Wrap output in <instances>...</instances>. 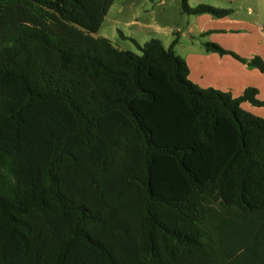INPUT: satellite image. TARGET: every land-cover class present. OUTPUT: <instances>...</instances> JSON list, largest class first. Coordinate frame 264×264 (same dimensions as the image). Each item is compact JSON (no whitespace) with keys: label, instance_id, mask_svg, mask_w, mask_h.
<instances>
[{"label":"trees","instance_id":"trees-1","mask_svg":"<svg viewBox=\"0 0 264 264\" xmlns=\"http://www.w3.org/2000/svg\"><path fill=\"white\" fill-rule=\"evenodd\" d=\"M114 1L0 0V264H264L257 90L197 87L176 39L93 36Z\"/></svg>","mask_w":264,"mask_h":264},{"label":"rangeland","instance_id":"rangeland-1","mask_svg":"<svg viewBox=\"0 0 264 264\" xmlns=\"http://www.w3.org/2000/svg\"><path fill=\"white\" fill-rule=\"evenodd\" d=\"M185 3L189 8L208 5L228 10V15L217 19L244 23L252 42L263 37L264 0H185ZM192 19L193 16L183 13V0H115L93 36L104 37L114 46L136 54L140 53L133 41L142 45L154 39L168 48L176 39L174 52L182 57L205 42L196 33H188ZM132 21L137 23L130 24Z\"/></svg>","mask_w":264,"mask_h":264},{"label":"crops","instance_id":"crops-1","mask_svg":"<svg viewBox=\"0 0 264 264\" xmlns=\"http://www.w3.org/2000/svg\"><path fill=\"white\" fill-rule=\"evenodd\" d=\"M135 23L137 21L130 22ZM243 24L209 15H198L193 16L189 23L188 33H196L202 41L216 43L244 59L258 56L264 62V33L256 43L252 42ZM180 58L187 65L188 80L201 89L211 88L229 93L233 98L242 96L247 88L256 89V99L263 105L254 106L249 102H242L240 106L244 111L264 119V74L259 70L248 67L229 55L205 53L202 44Z\"/></svg>","mask_w":264,"mask_h":264}]
</instances>
